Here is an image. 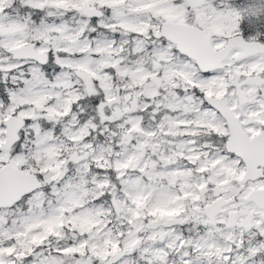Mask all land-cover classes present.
<instances>
[{"label":"snow or ice","instance_id":"obj_1","mask_svg":"<svg viewBox=\"0 0 264 264\" xmlns=\"http://www.w3.org/2000/svg\"><path fill=\"white\" fill-rule=\"evenodd\" d=\"M0 264H264V0H0Z\"/></svg>","mask_w":264,"mask_h":264}]
</instances>
